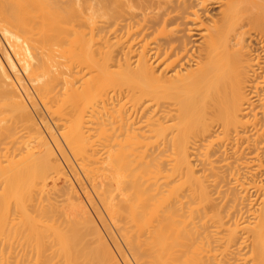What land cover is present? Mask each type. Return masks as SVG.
Returning a JSON list of instances; mask_svg holds the SVG:
<instances>
[{"label": "bare ground", "instance_id": "bare-ground-1", "mask_svg": "<svg viewBox=\"0 0 264 264\" xmlns=\"http://www.w3.org/2000/svg\"><path fill=\"white\" fill-rule=\"evenodd\" d=\"M0 52V264H264V0H0Z\"/></svg>", "mask_w": 264, "mask_h": 264}, {"label": "rangeland", "instance_id": "rangeland-1", "mask_svg": "<svg viewBox=\"0 0 264 264\" xmlns=\"http://www.w3.org/2000/svg\"><path fill=\"white\" fill-rule=\"evenodd\" d=\"M6 46H7V45H6ZM6 46H5V47H6ZM2 52H3V51H2ZM0 54H1L2 58H3V61L5 60V62L8 63V59L5 58L6 56L4 57V56H3V53H1V52H0ZM4 58H5V59H4ZM9 66H10V65L7 64V67H9ZM9 69H10V68H9Z\"/></svg>", "mask_w": 264, "mask_h": 264}]
</instances>
